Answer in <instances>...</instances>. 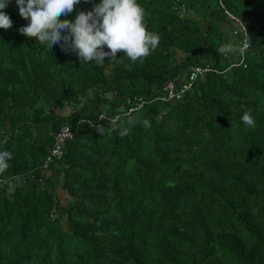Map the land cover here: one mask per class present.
Returning <instances> with one entry per match:
<instances>
[{
	"label": "trees",
	"instance_id": "trees-1",
	"mask_svg": "<svg viewBox=\"0 0 264 264\" xmlns=\"http://www.w3.org/2000/svg\"><path fill=\"white\" fill-rule=\"evenodd\" d=\"M138 2L159 46L99 66L46 52L19 33L15 0L4 9L0 264H264V0ZM244 38L243 54L214 49ZM192 67L210 71L163 100ZM65 124L74 137L42 169Z\"/></svg>",
	"mask_w": 264,
	"mask_h": 264
},
{
	"label": "clouds",
	"instance_id": "clouds-1",
	"mask_svg": "<svg viewBox=\"0 0 264 264\" xmlns=\"http://www.w3.org/2000/svg\"><path fill=\"white\" fill-rule=\"evenodd\" d=\"M11 0H0V29H10L12 21L4 9ZM19 16L27 21L19 33L46 45L49 52L53 45L77 55L81 62L95 61L97 66L116 60L123 53L131 62L147 58L159 46L160 36L150 31L145 21V9L138 0H99L90 11H80L73 21L61 20L73 13L81 0H15ZM85 3L91 0H84ZM62 33H66L63 34ZM249 39L239 49L232 45H223L220 53L239 51L241 54L249 47ZM105 48L107 51H105ZM92 90L89 91V95ZM242 122L254 127L255 121L251 109L246 110ZM114 123V122H113ZM148 126V121H144ZM115 130V129H113ZM127 129H121L120 135H126ZM12 153L0 151V173L9 168Z\"/></svg>",
	"mask_w": 264,
	"mask_h": 264
},
{
	"label": "built area",
	"instance_id": "built-area-1",
	"mask_svg": "<svg viewBox=\"0 0 264 264\" xmlns=\"http://www.w3.org/2000/svg\"><path fill=\"white\" fill-rule=\"evenodd\" d=\"M245 41H246V38L243 40L241 47L243 46V43ZM189 70L192 73L190 74V78L187 82L174 83L170 81V82L164 83L162 87V91L164 93V96L162 97L163 100L175 101V100L180 99L190 88L191 82L195 79V76H197L198 73H205V72L210 71L208 67H202V68L192 67V68H189ZM140 106L142 105L140 104ZM131 111H133V109H131ZM73 137H74V133L72 132L71 128L67 124L61 126L60 129L57 131V133H55L53 136V144L48 150L46 157L43 159L41 168L47 169L54 159H59L61 157L62 148L64 144L67 141L71 140ZM50 218L52 220L56 218V214L53 209L50 212Z\"/></svg>",
	"mask_w": 264,
	"mask_h": 264
},
{
	"label": "rangeland",
	"instance_id": "rangeland-1",
	"mask_svg": "<svg viewBox=\"0 0 264 264\" xmlns=\"http://www.w3.org/2000/svg\"><path fill=\"white\" fill-rule=\"evenodd\" d=\"M174 8V10H176L178 13H180V14H182L183 13V6L182 5H179V6H174L173 7ZM237 31H239V30H237ZM237 31H236V33H237ZM211 39H216L215 37L214 38H211ZM245 39V38H244ZM243 39V40H244ZM241 41V40H240ZM214 49H219V48H217V47H214ZM181 56H183V54H180V57ZM231 59V58H230ZM185 74H183V75H181V77H183ZM55 214H56V212H55ZM51 219V218H50ZM52 220V219H51Z\"/></svg>",
	"mask_w": 264,
	"mask_h": 264
}]
</instances>
